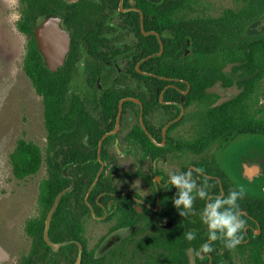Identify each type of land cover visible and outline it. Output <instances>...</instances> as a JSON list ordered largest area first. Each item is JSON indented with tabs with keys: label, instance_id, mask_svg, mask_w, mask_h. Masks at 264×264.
<instances>
[{
	"label": "flooded vegetation",
	"instance_id": "af4514ba",
	"mask_svg": "<svg viewBox=\"0 0 264 264\" xmlns=\"http://www.w3.org/2000/svg\"><path fill=\"white\" fill-rule=\"evenodd\" d=\"M62 1L71 11L82 10L84 20L68 15L67 7L64 16L57 15L71 35L75 62L67 65L71 81L62 110L63 133L52 141L46 137L45 163L49 171L51 155L54 163L61 164L62 192L74 187L63 197L60 214L54 213L59 228L50 235L58 247H51L45 238V244L36 246L29 235V253L17 264H258L264 260V225L248 195L238 201L246 221L242 242L229 250L218 239L211 242V252L201 250L208 241L203 208L239 189L237 169L229 159V175L219 160L244 135L207 122L204 112L236 99L250 80L243 70L233 74L226 66L223 71L232 78L230 85L220 79L196 91L195 20L208 22L228 11L238 13L243 1L231 0L227 6L220 0ZM163 13L178 25H187L188 33L160 21ZM228 25L224 23L222 30L209 24L210 31L223 35L226 46L235 44L228 40L224 29ZM263 27L261 20L259 30ZM159 36L164 45L161 55ZM244 37L254 38L241 31L236 39ZM184 65L190 71L186 78L176 73ZM258 82L253 84L255 110L260 108L259 92L264 97V78L262 91ZM51 145L57 147L50 154ZM187 171L198 188L207 183L208 197L197 196L191 212L181 216L172 203L180 190L170 185L169 176ZM187 232L195 239L188 241Z\"/></svg>",
	"mask_w": 264,
	"mask_h": 264
},
{
	"label": "trees",
	"instance_id": "16d2710c",
	"mask_svg": "<svg viewBox=\"0 0 264 264\" xmlns=\"http://www.w3.org/2000/svg\"><path fill=\"white\" fill-rule=\"evenodd\" d=\"M243 8L238 13L228 11L225 16L218 19L195 20V30L198 48L196 49V76L197 87L196 91L203 90V84H211L220 79L225 80L227 85H230L233 80L226 74L223 69L231 67L234 73L243 70L244 76H249V85L236 99L227 104L218 107L216 110H208L204 112L207 122L222 124V130L228 132H242L243 134H262L264 135V107L255 110L257 105L252 101L255 87L254 81L258 80L259 91H262L261 80L264 78V34L243 40L236 39L239 32L245 33L249 23L261 18L264 15V0H242ZM199 0H195V3ZM187 4L189 3L186 2ZM22 19L18 27L19 30L30 37L27 57L24 64L26 75L31 79L35 90L39 96L43 98L44 118L47 137L50 141L59 139L62 136L63 129V108L70 90L71 76L68 74L69 65L75 62L72 53L67 59L65 67L61 68L58 73L50 72L46 65L42 54L39 52L35 29L48 16L59 15L64 16V7H67V14L74 13L77 21H83L84 16L81 11H71L62 0H22ZM186 4H182L185 7ZM236 15H235V14ZM158 19L167 26H180V32L188 33L187 25H179L170 16L163 13ZM181 19L179 20V22ZM181 22H188L186 19ZM224 23H231L224 29L229 33L230 43L233 45H224L223 35H218L209 30L210 25H217L222 29ZM231 28V32L228 30ZM223 30V29H222ZM157 44V40L154 38ZM165 44L167 40L164 38ZM168 49L165 54H167ZM165 58V57H164ZM190 68V67H189ZM185 78L190 75L187 65L180 66L176 72ZM263 97L262 92H259V98L256 101L261 103ZM259 115V117H258ZM57 146L51 145L50 154ZM50 169L48 177L44 179L40 185V207L41 214L37 220L30 222L27 226L28 234L33 237L37 245L45 244L44 230L47 215L54 205V201L60 192L64 189L62 166L56 160L51 159L49 155ZM13 174L18 180H25L35 176L41 170L44 159L43 153L39 146L33 142L20 140L14 152L11 155ZM246 199V198H245ZM256 204L257 217L260 223L264 225V199L251 198ZM250 200V201H251ZM247 200H245L246 202ZM64 199L62 198L58 209L57 216L60 214V209L63 207ZM246 204V203H245ZM54 221V218H53ZM52 221L50 231L54 228H59L58 222ZM51 237V235H50ZM52 238V237H51ZM264 245V235L261 241ZM25 263V262H24ZM21 263V264H24ZM27 264V263H25ZM258 264H264L261 259Z\"/></svg>",
	"mask_w": 264,
	"mask_h": 264
},
{
	"label": "rangeland",
	"instance_id": "374dc122",
	"mask_svg": "<svg viewBox=\"0 0 264 264\" xmlns=\"http://www.w3.org/2000/svg\"><path fill=\"white\" fill-rule=\"evenodd\" d=\"M22 8V0H0V264H17L27 257L31 245L27 226L41 214L40 185L48 177L43 98L24 70L30 37L18 27ZM20 140L39 146L44 159L38 174L25 180L14 176L11 162ZM235 148L224 153L227 159Z\"/></svg>",
	"mask_w": 264,
	"mask_h": 264
},
{
	"label": "water",
	"instance_id": "95a60500",
	"mask_svg": "<svg viewBox=\"0 0 264 264\" xmlns=\"http://www.w3.org/2000/svg\"><path fill=\"white\" fill-rule=\"evenodd\" d=\"M261 20H264V17L247 26L245 34L250 37L264 34V27L259 30ZM34 34L39 52L45 60L47 69L52 73H58L66 65L72 44L71 35L62 27V18L57 15L48 16L36 27ZM159 40L162 46L159 54L161 55L164 51V45L160 36ZM233 146L236 148L233 151V155H230V161L232 167L238 171V188L243 187L245 195L264 199V135L244 134L239 137ZM228 160L226 155L223 154L219 161L230 175L231 167ZM73 187L61 192L56 197L45 222L44 238L54 249L58 247L50 237L54 213L58 209L61 199ZM254 188L259 189L258 194L254 192Z\"/></svg>",
	"mask_w": 264,
	"mask_h": 264
},
{
	"label": "clouds",
	"instance_id": "9594fccd",
	"mask_svg": "<svg viewBox=\"0 0 264 264\" xmlns=\"http://www.w3.org/2000/svg\"><path fill=\"white\" fill-rule=\"evenodd\" d=\"M192 177V172L174 173L169 176V183L178 188L179 198H172V203L181 216L189 214L192 210L194 200L198 196L200 199L208 197V185L198 188ZM195 190V195H193ZM245 195V190L240 187L236 191L228 193L226 198L217 197L213 202L206 204L202 210L201 220L208 228V241L201 246L205 253L211 252V242L221 239L224 247L234 250L242 242V233L246 227V221L241 217L240 204ZM227 206V208L225 207ZM181 207L183 210H181ZM219 234V235H218ZM186 239L192 241L195 236L192 232L185 233Z\"/></svg>",
	"mask_w": 264,
	"mask_h": 264
}]
</instances>
